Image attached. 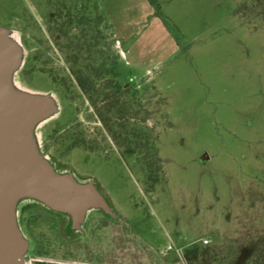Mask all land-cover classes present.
I'll use <instances>...</instances> for the list:
<instances>
[{
	"label": "rangeland",
	"instance_id": "rangeland-1",
	"mask_svg": "<svg viewBox=\"0 0 264 264\" xmlns=\"http://www.w3.org/2000/svg\"><path fill=\"white\" fill-rule=\"evenodd\" d=\"M0 27L11 85L55 105L30 131L54 172L168 264H264V0H0ZM100 211L22 197L23 264H98Z\"/></svg>",
	"mask_w": 264,
	"mask_h": 264
},
{
	"label": "water",
	"instance_id": "water-1",
	"mask_svg": "<svg viewBox=\"0 0 264 264\" xmlns=\"http://www.w3.org/2000/svg\"><path fill=\"white\" fill-rule=\"evenodd\" d=\"M18 58V46L0 27V264H23L28 248L15 219L19 198L33 197L54 212L69 214L72 229L79 228L91 208L116 218L92 183L57 174L36 154L30 131L56 108L47 94L13 90L9 77Z\"/></svg>",
	"mask_w": 264,
	"mask_h": 264
},
{
	"label": "crops",
	"instance_id": "crops-1",
	"mask_svg": "<svg viewBox=\"0 0 264 264\" xmlns=\"http://www.w3.org/2000/svg\"><path fill=\"white\" fill-rule=\"evenodd\" d=\"M100 212L104 217L98 219L102 221L100 222L101 227H97L95 245L92 250L86 252L87 262L98 264H168L167 260L161 258L162 255L167 254L166 251L158 250L147 244L132 232L122 219L108 217L103 211Z\"/></svg>",
	"mask_w": 264,
	"mask_h": 264
},
{
	"label": "bare ground",
	"instance_id": "bare-ground-1",
	"mask_svg": "<svg viewBox=\"0 0 264 264\" xmlns=\"http://www.w3.org/2000/svg\"><path fill=\"white\" fill-rule=\"evenodd\" d=\"M11 87L13 88V90H15L16 91V89L15 88H18V85L15 83V82H13V85H11ZM29 198V200H32V201H36V202H38V203H40V204H43L40 200H38V199H35V198H33V197H28ZM21 200V198H19V199H17L16 200V204H15V206L18 204V202Z\"/></svg>",
	"mask_w": 264,
	"mask_h": 264
},
{
	"label": "built area",
	"instance_id": "built-area-1",
	"mask_svg": "<svg viewBox=\"0 0 264 264\" xmlns=\"http://www.w3.org/2000/svg\"><path fill=\"white\" fill-rule=\"evenodd\" d=\"M207 242H208V241H207L206 239L203 240V243H204V244H207Z\"/></svg>",
	"mask_w": 264,
	"mask_h": 264
}]
</instances>
